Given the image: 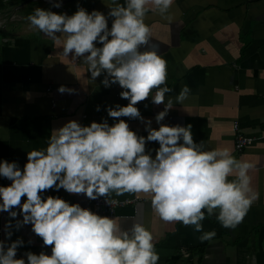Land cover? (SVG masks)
<instances>
[{"label": "crops", "instance_id": "crops-1", "mask_svg": "<svg viewBox=\"0 0 264 264\" xmlns=\"http://www.w3.org/2000/svg\"><path fill=\"white\" fill-rule=\"evenodd\" d=\"M55 2L0 0V160L17 161L21 168L28 151L46 147L53 128L73 119L85 126L107 119L111 125L114 121L106 108L129 103L120 97L123 89L118 85L103 86L105 78L111 79L106 71L91 79L83 57L75 61L64 57L61 45L31 28L27 20L37 7L72 15L79 5L107 16L117 5H126V0H59L60 8L52 7ZM146 7L153 9L145 16L150 42L138 50L158 45V54L167 61L166 86L172 89L165 94V104L171 99L173 108L161 123L191 124L193 140L203 144L202 150L227 151L255 165L247 175L259 199L235 229L220 225L215 218L218 209L212 216L205 209L203 230L215 229L216 235L203 241L194 226L161 220L151 207L150 194L117 197L112 193L109 198L138 197L119 207L115 216L122 230L142 224L152 233L158 264H264V0H173L163 14L155 5ZM113 19L108 17L109 29ZM61 85L76 91L61 94ZM185 85L191 90L189 97L177 104L176 96ZM156 91L137 105L143 121L121 118L138 135H147L145 121L151 120L152 128L159 127L155 117L165 105L151 102ZM97 106L100 111H96ZM234 123L237 131L255 137L242 151L234 149ZM158 147V143H149L146 152ZM152 155L154 158L155 153ZM9 183L0 177V186ZM45 195L60 196L94 210L83 195L63 189ZM9 219L8 213L0 212V240L5 238L4 226ZM8 231L13 233L12 240L24 242L17 258L26 259L27 252L51 255V248L43 245L31 225L17 230V220H13Z\"/></svg>", "mask_w": 264, "mask_h": 264}, {"label": "clouds", "instance_id": "clouds-1", "mask_svg": "<svg viewBox=\"0 0 264 264\" xmlns=\"http://www.w3.org/2000/svg\"><path fill=\"white\" fill-rule=\"evenodd\" d=\"M149 4L163 14L173 0H126V5H117L107 16L79 5L72 15L37 7L27 17L31 28L61 45L64 57L72 61L83 57L91 79L106 71L111 79L105 78L103 86L118 85L123 89L120 97L129 103L106 108L114 121L111 125L107 119L87 126L73 119L53 128L45 148L27 152L23 168L17 161L0 160V177L10 182L0 186V212L10 217L0 240V264H158L154 237L142 224L122 230L118 217L45 195L49 191L63 189L89 200L109 198L112 193L117 197L150 194L151 207L161 220L194 226L202 241L216 235L215 229L203 230L205 209L209 216L218 209L215 218L220 225L235 229L259 199L247 175L255 165L227 151L202 150L203 144L193 140L191 124L161 123L173 108L171 99L165 104V94L172 90L166 86L167 61L158 54V45L138 50L150 42V27L145 23L146 14L153 11L146 7ZM52 7L60 8L62 3L57 0ZM108 17L114 18L110 29ZM153 89L157 91L151 102L165 105L155 117L159 127L145 121L147 135H138L121 118L143 121L137 105ZM75 91L64 85L58 88L61 94ZM190 91L185 85L176 103L183 104ZM153 142L159 147L146 152V145ZM233 175L236 178L230 179ZM105 203L114 206L119 201L105 199ZM13 220L17 230L31 225L43 245L51 248V255L27 252L26 259L17 258L24 242L12 240L8 229Z\"/></svg>", "mask_w": 264, "mask_h": 264}, {"label": "built area", "instance_id": "built-area-1", "mask_svg": "<svg viewBox=\"0 0 264 264\" xmlns=\"http://www.w3.org/2000/svg\"><path fill=\"white\" fill-rule=\"evenodd\" d=\"M233 128L235 130L234 135V149L237 151H242L245 147L251 145L253 141L255 140L254 136L243 134L240 131H237L238 124L234 123ZM105 199H116L119 201L117 205L110 206L109 204L105 203ZM138 199V197H126V198H104L101 197L97 200H89V202L93 206V212H96L102 216H108L113 217L115 216L117 209L119 207L129 205L133 202H135Z\"/></svg>", "mask_w": 264, "mask_h": 264}]
</instances>
